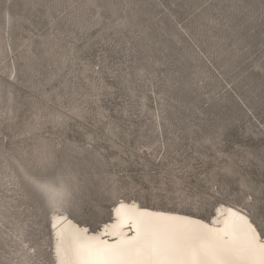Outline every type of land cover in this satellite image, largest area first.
<instances>
[{"label": "rangeland", "instance_id": "374dc122", "mask_svg": "<svg viewBox=\"0 0 264 264\" xmlns=\"http://www.w3.org/2000/svg\"><path fill=\"white\" fill-rule=\"evenodd\" d=\"M122 202L264 237V0H0V264Z\"/></svg>", "mask_w": 264, "mask_h": 264}, {"label": "bare ground", "instance_id": "6f19581e", "mask_svg": "<svg viewBox=\"0 0 264 264\" xmlns=\"http://www.w3.org/2000/svg\"><path fill=\"white\" fill-rule=\"evenodd\" d=\"M51 194L55 200H60L64 192L55 189ZM245 219L256 229V243L264 244V237L249 217L242 210L229 206L219 207L215 216L205 221L180 212L142 207L137 202H122L115 207L113 220L97 231L76 224L66 215H55L56 258L58 264H84L89 247H120L148 240L176 250L174 255L163 258L174 260L176 264L190 259L193 246L219 250L220 255L208 257L209 264H223L224 261L242 264L243 257L225 253L246 244ZM131 259L145 258L133 255Z\"/></svg>", "mask_w": 264, "mask_h": 264}, {"label": "snow or ice", "instance_id": "6c2138e0", "mask_svg": "<svg viewBox=\"0 0 264 264\" xmlns=\"http://www.w3.org/2000/svg\"><path fill=\"white\" fill-rule=\"evenodd\" d=\"M243 227L247 237L246 244L242 248L228 250L225 254L243 257L242 264H264V244L256 243V229L246 219ZM175 252L176 250L162 247L148 240L136 245L120 247H89L84 264H176L174 260L163 259L174 255ZM220 254L219 250L212 247L193 246L189 254L190 259L184 264H209L208 257ZM133 255L142 256L145 259L133 260L131 259ZM223 264H231V261H224Z\"/></svg>", "mask_w": 264, "mask_h": 264}]
</instances>
